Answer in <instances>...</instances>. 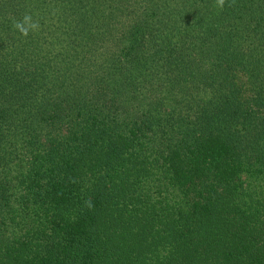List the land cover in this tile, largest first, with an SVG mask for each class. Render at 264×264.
Wrapping results in <instances>:
<instances>
[{"label": "trees", "instance_id": "1", "mask_svg": "<svg viewBox=\"0 0 264 264\" xmlns=\"http://www.w3.org/2000/svg\"><path fill=\"white\" fill-rule=\"evenodd\" d=\"M0 264H264V0H0Z\"/></svg>", "mask_w": 264, "mask_h": 264}, {"label": "clouds", "instance_id": "2", "mask_svg": "<svg viewBox=\"0 0 264 264\" xmlns=\"http://www.w3.org/2000/svg\"><path fill=\"white\" fill-rule=\"evenodd\" d=\"M225 5V0H216V6L220 9H222ZM25 22H29L31 21V17L29 16H25L24 18ZM15 27L24 35V36H27L28 35V32L29 30H33V31H36L39 29V23L38 22H30L28 24V27H24L22 24L20 23H17L15 24ZM84 206L88 209H91L92 208V201H91V198H88L85 200V204Z\"/></svg>", "mask_w": 264, "mask_h": 264}]
</instances>
